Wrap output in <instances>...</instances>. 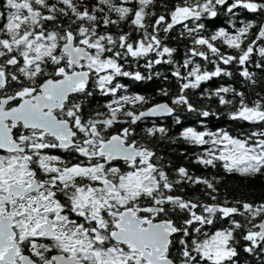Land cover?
<instances>
[{"label": "snow or ice", "instance_id": "obj_1", "mask_svg": "<svg viewBox=\"0 0 264 264\" xmlns=\"http://www.w3.org/2000/svg\"><path fill=\"white\" fill-rule=\"evenodd\" d=\"M0 264H264V0H0Z\"/></svg>", "mask_w": 264, "mask_h": 264}]
</instances>
